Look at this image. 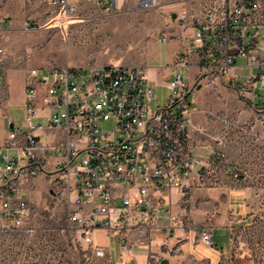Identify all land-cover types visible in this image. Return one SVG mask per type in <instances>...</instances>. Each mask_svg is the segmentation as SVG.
I'll return each instance as SVG.
<instances>
[{
	"label": "built area",
	"instance_id": "2783aa9c",
	"mask_svg": "<svg viewBox=\"0 0 264 264\" xmlns=\"http://www.w3.org/2000/svg\"><path fill=\"white\" fill-rule=\"evenodd\" d=\"M88 1H103L106 10L115 3ZM49 3L59 18L75 11V0ZM175 20L183 30L191 28L193 35L173 61L163 106L156 104L140 66L27 68L21 124L8 128L0 147L1 221L20 224L27 213L22 187L42 174L68 225L88 247L92 264H112L109 247L95 243L98 233L115 237L120 257L145 246V264H172L170 257L190 239V223L168 206L171 228L183 233L176 236L171 231L173 243L165 241L160 251L151 249V232L157 228L158 209L164 206L162 190L176 189L185 199L224 156L218 152L206 166L191 169L187 96L197 87H214L216 78L231 75L239 62L252 73L230 81L236 94L244 97L264 87V0H199L197 8L178 12ZM6 21L0 16V27ZM3 53L0 47V56ZM193 66L196 77L187 83ZM104 122L110 126L103 129ZM41 131L51 139L41 141ZM193 242L212 246L207 226ZM127 264L135 262L130 259Z\"/></svg>",
	"mask_w": 264,
	"mask_h": 264
},
{
	"label": "crops",
	"instance_id": "0c3cea01",
	"mask_svg": "<svg viewBox=\"0 0 264 264\" xmlns=\"http://www.w3.org/2000/svg\"><path fill=\"white\" fill-rule=\"evenodd\" d=\"M97 4L101 8L107 5L103 1ZM116 4L108 10L114 9ZM172 19L177 23L175 18ZM177 27L175 38L162 39L156 57L144 67L158 106L157 90L163 86L167 92L166 83L174 72L173 61L193 35L191 28ZM191 60L196 62L194 55ZM30 67L40 69V65L27 62L19 67L7 65L4 70L0 67V147L9 125L15 126L8 115L10 83L20 69L21 94L17 104L22 109L26 70ZM250 73L252 70L239 62L232 68L231 75L217 77L214 87H197L187 96L190 103L186 119L191 169L196 171L206 166L218 152L224 156L217 161L212 175L194 185L185 199L176 189L165 187L162 190L164 206L158 209L157 228L151 232V249L160 251L165 241L173 243L171 231L176 236L183 233L179 228H171L166 214L168 206L171 213L187 218L190 223V239L170 257L172 264H262L259 259L264 258V87L240 97L229 84L231 80H242ZM196 74L197 69L193 66L187 83H191ZM166 98L167 94L162 106ZM42 122L45 124V120ZM41 134V141L51 139L49 133L41 131ZM41 178L44 176L39 174L32 179ZM32 179L22 187V193L29 192ZM203 226L210 231L212 246L193 242ZM109 237L98 233L95 243L109 247ZM147 251L145 246L134 247L130 256H119L111 262L127 264L133 259L135 264H145Z\"/></svg>",
	"mask_w": 264,
	"mask_h": 264
},
{
	"label": "rangeland",
	"instance_id": "374dc122",
	"mask_svg": "<svg viewBox=\"0 0 264 264\" xmlns=\"http://www.w3.org/2000/svg\"><path fill=\"white\" fill-rule=\"evenodd\" d=\"M115 0L106 10L97 2L75 0V11L57 17L49 0H0V67L23 63L42 67L72 64L81 67L110 63L145 67L156 57L162 38H175L178 23L172 15L199 0ZM26 23L29 25L26 27ZM42 66V67H41ZM10 83L8 115L15 127L21 124L20 75ZM16 80V81H15ZM167 94L160 86L157 97L162 106ZM35 123L39 122L34 120ZM110 126L104 122L102 128ZM27 213L18 226L0 220V264H92L88 247L71 228L63 208L50 194L45 177L29 182L22 193ZM112 261L119 257L114 236L108 238ZM126 257V256H122ZM264 264V258L259 259Z\"/></svg>",
	"mask_w": 264,
	"mask_h": 264
},
{
	"label": "bare ground",
	"instance_id": "6f19581e",
	"mask_svg": "<svg viewBox=\"0 0 264 264\" xmlns=\"http://www.w3.org/2000/svg\"><path fill=\"white\" fill-rule=\"evenodd\" d=\"M142 2H146V3H153V1L152 0H143Z\"/></svg>",
	"mask_w": 264,
	"mask_h": 264
},
{
	"label": "water",
	"instance_id": "95a60500",
	"mask_svg": "<svg viewBox=\"0 0 264 264\" xmlns=\"http://www.w3.org/2000/svg\"><path fill=\"white\" fill-rule=\"evenodd\" d=\"M172 17H173V18H175V15L173 14V15H172ZM9 127L11 128V127H12V125H9ZM162 262H163V263H166V261H165V260H162Z\"/></svg>",
	"mask_w": 264,
	"mask_h": 264
}]
</instances>
